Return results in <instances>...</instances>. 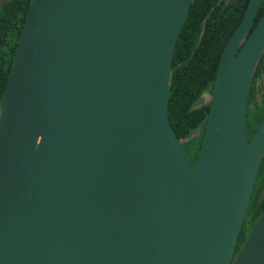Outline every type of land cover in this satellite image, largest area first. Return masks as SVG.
Wrapping results in <instances>:
<instances>
[{
    "label": "water",
    "instance_id": "95a60500",
    "mask_svg": "<svg viewBox=\"0 0 264 264\" xmlns=\"http://www.w3.org/2000/svg\"><path fill=\"white\" fill-rule=\"evenodd\" d=\"M192 2L30 0L0 97V264H264V209L234 256L264 155V119L245 129L262 0L183 138L204 127L191 165L168 91Z\"/></svg>",
    "mask_w": 264,
    "mask_h": 264
},
{
    "label": "trees",
    "instance_id": "16d2710c",
    "mask_svg": "<svg viewBox=\"0 0 264 264\" xmlns=\"http://www.w3.org/2000/svg\"><path fill=\"white\" fill-rule=\"evenodd\" d=\"M249 0H193L179 34L172 59L168 91V115L187 160L194 164L201 146L204 127L183 139L204 118L207 119L218 62L229 36L240 23ZM30 0H3L0 3V97L4 90L15 47ZM264 12L262 0L253 27ZM264 65L261 57L255 73ZM253 82V81H252ZM252 84V83H251ZM250 85L246 106V136L250 140L264 118V101L258 103ZM249 93V92H248ZM208 95V97H206ZM203 96L198 104L195 101ZM264 209V155L256 174L234 256L240 250L255 221Z\"/></svg>",
    "mask_w": 264,
    "mask_h": 264
},
{
    "label": "flooded vegetation",
    "instance_id": "af4514ba",
    "mask_svg": "<svg viewBox=\"0 0 264 264\" xmlns=\"http://www.w3.org/2000/svg\"><path fill=\"white\" fill-rule=\"evenodd\" d=\"M261 57H264V49H263V51L261 53L260 58ZM260 58H259V60H260ZM257 64H258V62H257ZM255 70H256V67L254 69V72H253V75H252V79H251V83L253 84V87L252 86L251 87H252V89L254 91V93L251 95L252 99L249 102V103H251V105H253L254 99L256 101H258V103H260V104H262L261 102L264 101V65H262L260 67V69H258L259 72H257L256 74H254ZM252 84H250V85H252ZM248 94L250 96V91H249ZM248 100H249V98H248ZM247 104H248V101H247Z\"/></svg>",
    "mask_w": 264,
    "mask_h": 264
},
{
    "label": "rangeland",
    "instance_id": "374dc122",
    "mask_svg": "<svg viewBox=\"0 0 264 264\" xmlns=\"http://www.w3.org/2000/svg\"><path fill=\"white\" fill-rule=\"evenodd\" d=\"M206 97H208V95Z\"/></svg>",
    "mask_w": 264,
    "mask_h": 264
}]
</instances>
